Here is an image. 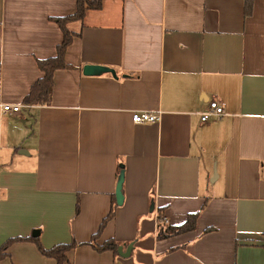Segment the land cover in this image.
Here are the masks:
<instances>
[{
  "label": "crops",
  "instance_id": "obj_1",
  "mask_svg": "<svg viewBox=\"0 0 264 264\" xmlns=\"http://www.w3.org/2000/svg\"><path fill=\"white\" fill-rule=\"evenodd\" d=\"M103 0L54 72L48 104H26L77 0H0V246L97 242L64 264H264V0ZM115 73H84L85 65ZM218 100L226 114L202 121ZM136 111L160 112L135 123ZM80 211L76 212L77 203ZM154 205V208H153ZM199 213L194 229L158 238ZM0 264H58L33 241Z\"/></svg>",
  "mask_w": 264,
  "mask_h": 264
},
{
  "label": "trees",
  "instance_id": "obj_2",
  "mask_svg": "<svg viewBox=\"0 0 264 264\" xmlns=\"http://www.w3.org/2000/svg\"><path fill=\"white\" fill-rule=\"evenodd\" d=\"M103 0H77V9L74 13L54 17L52 20L56 21L63 31V40L57 47V53L55 56L38 59V66L44 72V75L40 77L31 87L30 92L25 96L24 102L26 104H48L50 101V96L52 93L53 83H54V72L60 68H68L69 65L66 63L65 55L68 46L77 35L68 29L67 24L74 20H82L86 12L90 9H99L102 6ZM250 2L248 0L246 11L250 10ZM120 176L122 175L123 168H119ZM118 206L116 197L113 199V204L108 215L102 220L98 231L92 236L91 240L85 243H77L72 241L70 243H59L53 247L46 248L42 245L39 237V233L30 234L28 236H16L9 238L2 246H0V256L7 255L8 248L15 242L19 241H33L37 244L39 250L43 255L54 258L57 260L58 264H64L68 261V252L83 244L92 245L97 251H113L117 254L120 245L114 240L109 239L102 244L97 242L102 231L108 224L110 220L115 217L116 208ZM154 208V205H153ZM80 211V204L77 203L76 212ZM199 213L190 214L185 223L181 225H172L169 220L164 216L163 213L158 215V238L164 239L170 236H174L189 230H192L196 226Z\"/></svg>",
  "mask_w": 264,
  "mask_h": 264
},
{
  "label": "built area",
  "instance_id": "obj_3",
  "mask_svg": "<svg viewBox=\"0 0 264 264\" xmlns=\"http://www.w3.org/2000/svg\"><path fill=\"white\" fill-rule=\"evenodd\" d=\"M2 113H14L19 114L22 112V105H0ZM226 114L224 107L218 100H211L209 102L208 109L200 113L202 121H207L211 117L222 118ZM160 118V112L151 111H136L132 115V119L135 123H152L158 121Z\"/></svg>",
  "mask_w": 264,
  "mask_h": 264
},
{
  "label": "water",
  "instance_id": "obj_4",
  "mask_svg": "<svg viewBox=\"0 0 264 264\" xmlns=\"http://www.w3.org/2000/svg\"><path fill=\"white\" fill-rule=\"evenodd\" d=\"M105 72L115 73L113 69H111L110 67L103 66V65L89 64V65H85L84 67V73L87 75L101 74ZM123 182H124V173H122V175L120 176V179L117 185V190H116V199H117L118 205H121L124 201V194L122 191ZM34 234H37V233L35 232Z\"/></svg>",
  "mask_w": 264,
  "mask_h": 264
},
{
  "label": "rangeland",
  "instance_id": "obj_5",
  "mask_svg": "<svg viewBox=\"0 0 264 264\" xmlns=\"http://www.w3.org/2000/svg\"><path fill=\"white\" fill-rule=\"evenodd\" d=\"M36 231H34V233H35Z\"/></svg>",
  "mask_w": 264,
  "mask_h": 264
}]
</instances>
